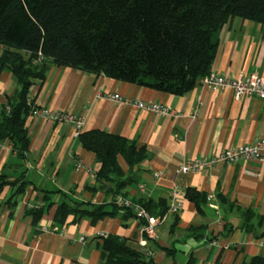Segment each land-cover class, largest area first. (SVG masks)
Masks as SVG:
<instances>
[{"label": "crops", "instance_id": "obj_1", "mask_svg": "<svg viewBox=\"0 0 264 264\" xmlns=\"http://www.w3.org/2000/svg\"><path fill=\"white\" fill-rule=\"evenodd\" d=\"M211 73L235 80L264 79V27L239 18L229 20L219 31ZM204 78L191 91L174 96L51 66L30 92L33 104L81 116V133L99 130L144 147L148 157L139 165L137 181L122 193L130 201H164L168 206L169 193L176 189L182 209L165 217L153 239L142 237L139 221L124 218L121 212L96 222L68 215L59 223L56 213L61 205L100 206L110 212L109 185L91 178L89 171L95 173L100 166L72 136L71 125L29 114L24 160L15 156L8 140L0 142V175L19 179L16 185L0 189V264H100L99 246L107 236L125 240L151 264H186L190 259L194 264H243L255 256L264 259V246L259 245L264 238L256 239L242 228L249 210L255 215L250 223L256 234L264 233V162L239 160L199 173L178 172L187 161L264 140V101L256 97L236 101L232 91L205 85ZM16 89L11 74L3 71L0 111ZM115 94L121 103L111 99ZM135 101L161 104L173 114L141 111L133 106ZM118 162L127 175L124 161ZM154 173L161 176L154 178ZM21 184L23 191L13 197ZM187 189L207 195L201 215L184 199ZM37 209L42 215L33 223L27 212Z\"/></svg>", "mask_w": 264, "mask_h": 264}, {"label": "trees", "instance_id": "obj_2", "mask_svg": "<svg viewBox=\"0 0 264 264\" xmlns=\"http://www.w3.org/2000/svg\"><path fill=\"white\" fill-rule=\"evenodd\" d=\"M234 18L264 27V0H0V75L8 71L17 85L0 111V142L8 140L15 156L25 159L29 145L25 122L34 106L27 100L35 82H42L51 66L184 95L210 73L219 31ZM76 139L95 155L100 167L94 180L109 185L112 210L61 205L57 221L62 223L74 215L96 222L119 212L124 218H135L116 199L126 198L123 188L137 181L139 165L148 157L145 148L99 130L80 133ZM119 159L128 167L127 175ZM18 181L0 175V189ZM22 184L13 197L23 191ZM184 199L202 214L207 195L187 189ZM131 202L153 217L163 216L168 209L164 201ZM27 213L36 223L42 209ZM244 215L242 228L256 239L264 238V233L257 235L250 223L255 215L249 210ZM99 247L100 264H151L116 236H107ZM186 264L194 262L190 259ZM243 264H264V259L255 256Z\"/></svg>", "mask_w": 264, "mask_h": 264}, {"label": "built area", "instance_id": "obj_3", "mask_svg": "<svg viewBox=\"0 0 264 264\" xmlns=\"http://www.w3.org/2000/svg\"><path fill=\"white\" fill-rule=\"evenodd\" d=\"M204 84L213 88L229 89L232 91L233 97L236 101H239L244 97H256L259 100L264 101V79L262 78L251 77L249 79L240 78L235 80L211 73L204 78ZM111 99L119 103L123 101L117 94L113 95ZM27 102L31 105L30 98ZM132 104L135 108L148 113L159 114L162 116L173 114L168 108L158 103L135 101ZM30 115L32 117L51 121L55 124L71 125L72 136L74 138H78L81 133L83 118L79 115L50 111L45 108H38L35 105L32 106ZM239 160H244L246 162H264V140L258 141L254 144L226 149L212 157L210 156L187 161L178 168V172L181 174L199 173L206 171L217 164L236 163ZM95 173L89 171L93 180L95 179ZM160 176V173L153 174L154 178H159ZM178 195L179 192L176 189H173L169 193L170 204L168 205L166 213L160 217L151 216L143 207L126 198L118 197L116 203L133 212L136 220L139 221V233L142 237L153 239L156 235V228L164 223L165 217L169 214H177L181 211L182 203L179 200ZM83 240V238H79V241L82 242ZM259 245L264 246L263 243H259Z\"/></svg>", "mask_w": 264, "mask_h": 264}]
</instances>
